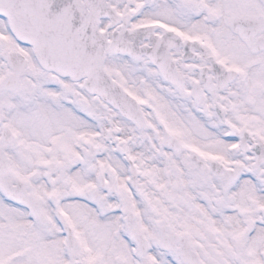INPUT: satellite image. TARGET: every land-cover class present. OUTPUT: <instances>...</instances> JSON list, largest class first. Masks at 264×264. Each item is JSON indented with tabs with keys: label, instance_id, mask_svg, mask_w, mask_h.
Segmentation results:
<instances>
[{
	"label": "snow or ice",
	"instance_id": "snow-or-ice-1",
	"mask_svg": "<svg viewBox=\"0 0 264 264\" xmlns=\"http://www.w3.org/2000/svg\"><path fill=\"white\" fill-rule=\"evenodd\" d=\"M0 264H264V0H0Z\"/></svg>",
	"mask_w": 264,
	"mask_h": 264
}]
</instances>
